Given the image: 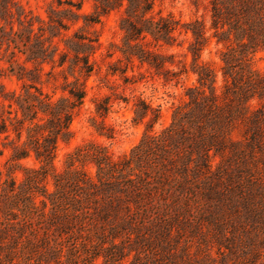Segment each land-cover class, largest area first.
Listing matches in <instances>:
<instances>
[{"label": "trees", "instance_id": "obj_1", "mask_svg": "<svg viewBox=\"0 0 264 264\" xmlns=\"http://www.w3.org/2000/svg\"><path fill=\"white\" fill-rule=\"evenodd\" d=\"M92 1L94 12L67 35L81 17L80 1L57 0L43 19L0 0V50L21 84L10 92L0 83V137L10 150L0 185V264L254 262L264 249V73L253 68L264 51V0H209L213 38L227 44L220 94L216 72L200 61L209 42L203 21L155 15L151 0ZM117 10L127 68L113 66L112 74L125 75L138 61L179 84L187 68L162 50L177 43V33H190L197 85L186 88V101L159 133L153 129L160 109L137 99L135 121L148 120L129 154L114 159L91 142L68 154L58 172V142L70 140L95 71L99 43L90 28ZM57 76L64 83L55 98L42 86ZM31 158L36 165L26 166Z\"/></svg>", "mask_w": 264, "mask_h": 264}, {"label": "rangeland", "instance_id": "obj_2", "mask_svg": "<svg viewBox=\"0 0 264 264\" xmlns=\"http://www.w3.org/2000/svg\"><path fill=\"white\" fill-rule=\"evenodd\" d=\"M15 1L43 19H46V12L51 6L57 8V0ZM61 1H80L82 3L79 12L81 17L76 23L70 24V30L67 32V35H71L84 25L83 17L94 12V3L92 0ZM151 1L153 14L155 15H172L182 23H189L194 20L204 22L209 42L201 54L200 61L211 66L216 72L215 90L217 94H220L224 86L220 54L227 44L219 43L217 39L213 38V31L210 29L209 0ZM122 14V10L112 11L102 16L100 22L90 28V32L93 33L99 43L98 50L91 57L92 62L95 64V71L85 83V98L70 125V140H60L58 142L54 160V166L58 172L63 171L68 154L72 153L77 147L91 142L104 146L114 159L129 154L140 142L148 120L135 121V103L137 99L144 100L154 109H160V120L153 129L154 133H159L170 124L174 108L186 101V88L197 85V77L191 71L192 60L188 53V47L192 42L190 33H177V43L173 47H165L162 50L165 54L175 55V62H180L186 66L187 73L182 76L179 84L165 83L162 78L155 75L153 70H150L146 65H140L138 61H134L133 65L128 67L125 75L120 74L119 71L112 74L111 68L113 66L119 70L127 68L126 61L120 51L124 40V34L120 29ZM7 60L8 53L1 49L0 83L5 86L7 91L20 92L21 84L9 72ZM119 60H121V63L117 64ZM169 68L177 70L178 66L173 65ZM253 68L260 73H264V51L255 54ZM46 69L49 70L48 67ZM43 79L45 81L47 77H43ZM72 80L69 77V81ZM63 83L62 76H57L56 82L44 84L42 87L50 95L55 92V98H58L62 94L61 86ZM250 105L252 108H257L258 101H251ZM97 108L100 110H97ZM236 136H239V133H236ZM0 139V151H2L0 155L1 185L7 178L5 164L10 156V150L8 147L3 148L2 143H6L4 137H0ZM24 164L26 166L36 165L32 158L24 161ZM13 176L17 181L22 180L20 171H16ZM48 187L51 190V185ZM259 254L260 256L254 262H250L248 257H241L234 258L232 261L226 260L225 264H264V249L260 250ZM214 256L219 263L220 258L215 254Z\"/></svg>", "mask_w": 264, "mask_h": 264}]
</instances>
